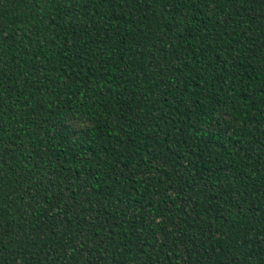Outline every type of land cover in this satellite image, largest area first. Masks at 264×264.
<instances>
[{"label":"trees","instance_id":"obj_1","mask_svg":"<svg viewBox=\"0 0 264 264\" xmlns=\"http://www.w3.org/2000/svg\"><path fill=\"white\" fill-rule=\"evenodd\" d=\"M0 264H264V0H0Z\"/></svg>","mask_w":264,"mask_h":264}]
</instances>
